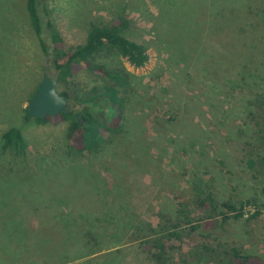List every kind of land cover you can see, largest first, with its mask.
<instances>
[{
    "label": "rangeland",
    "instance_id": "374dc122",
    "mask_svg": "<svg viewBox=\"0 0 264 264\" xmlns=\"http://www.w3.org/2000/svg\"><path fill=\"white\" fill-rule=\"evenodd\" d=\"M26 1L0 0V240L6 244L12 237L7 247L15 263L52 264L50 252L66 249L64 245L74 251L61 254L64 262L87 254L76 248L81 227L107 222L103 212L112 215L109 228L114 231L104 236L117 241L113 236L136 222L132 213L138 216L135 220L159 225L175 220L182 203L189 205L199 228L189 235L190 228L183 226L185 236L175 243L180 262L219 264L215 261L220 258H205L202 245L208 243L219 247V256H225L223 247H237L264 258V162L258 158L264 145L263 133L254 125L261 120L264 77L259 81L260 73L251 71L253 82L243 81L239 74L244 69L229 74L222 68L212 79L204 45L210 31L193 35L209 25L213 10L236 6L235 14L244 15L243 0H203L199 17L189 15L191 0H50L51 20L67 47L82 44L92 22L109 23L124 8L133 26L130 36L150 47V61L139 69L115 50L102 53L101 65L125 68L132 77L122 91L126 105L120 133L84 157L68 153L67 124L60 119L40 125L25 118L45 71L57 77L53 57L44 55L31 28ZM260 16L264 24L263 11ZM242 22L239 17L236 24ZM69 80L58 84V91L72 97L101 84L79 68ZM10 127L26 138L23 158L15 160L3 151L2 134ZM250 159L257 166L251 167ZM200 192L202 197L213 193L219 205L240 209L245 204L243 217L235 219L236 213L221 208L214 213L216 225L206 230L204 223L214 221L205 219L207 210L197 208L194 198ZM221 212L229 218L226 222ZM66 213L73 214V227L81 230L70 238L60 231ZM255 213L259 215L251 218ZM112 257L71 264H131L129 257L119 256L115 263Z\"/></svg>",
    "mask_w": 264,
    "mask_h": 264
},
{
    "label": "trees",
    "instance_id": "16d2710c",
    "mask_svg": "<svg viewBox=\"0 0 264 264\" xmlns=\"http://www.w3.org/2000/svg\"><path fill=\"white\" fill-rule=\"evenodd\" d=\"M49 1L27 0L26 10L31 28L42 52L46 56L53 57L56 79L59 84L69 83V79L74 76L77 68H79V71L84 70L88 74L97 77L100 79L101 84L93 86L82 97H72L68 92L61 93L69 101V104L67 109L58 117L31 118L29 110L26 108L25 118L28 121L33 119L40 125L47 124L54 119H60L61 122L67 124L68 153L84 157L97 151L103 143H109L120 133L126 105L122 91L129 87L130 78L132 77L125 68L123 70H115L101 65L99 59L102 53L105 49L115 50L131 66L139 69L149 63L150 47L145 41H138L130 36L133 26L128 18L129 15L126 12V8L122 9L116 18L109 23L92 22L85 41L75 47H67L62 34L51 20ZM228 2L233 4L235 0ZM204 5L205 2L203 0L194 2L191 0L192 12L189 11V15L191 17H199L201 13L198 9ZM240 7L244 12V15L240 16L235 14L236 6L224 10L223 8L226 7H221L216 13L213 10L209 13V15L212 14L211 18H209V21L207 20L209 28L207 29L208 26L205 29L199 27L197 32L193 34L194 38H199V34H207L210 31L211 35L204 39V45L208 46V65L212 69V72L208 73V75L212 79L220 76L222 68L226 69L229 74L238 69H244L245 72L239 74L242 76L243 81L253 82V73L248 74L251 71L260 73L259 81L264 77L262 72V67L264 66V29H260L262 26L264 27V24L263 20L259 18L261 17L260 13L264 12V9H262L264 8V0H243ZM182 13L185 12L183 11ZM187 14L186 12L184 16ZM239 17L243 20L240 25L236 24ZM197 24L200 25V21ZM191 38L193 39V36ZM198 42L200 41L198 40ZM216 74L218 75L215 76ZM39 87L40 85L35 89L33 97ZM260 96L262 106H258V108L261 110V120L254 123V125L263 133L261 136L263 142L261 144L264 145V96ZM77 104L80 105L78 110L75 109ZM2 141L3 151L14 156L15 160L26 156L28 145L20 129L10 127L2 134ZM258 158L264 162V155ZM248 163L251 167L257 166L255 159H250ZM117 186L122 188L120 185ZM196 196L197 198H194V201L197 208L207 210L208 215L205 219L214 221L204 223L206 230L216 225L214 219L217 215L214 213H217L221 208H226L229 211L228 213H236L234 215L235 219L243 217L245 204L241 205L240 209L226 203L219 205L211 192L204 197H202V192ZM179 210L180 213L175 220L168 218L159 225H153L141 218L135 220L138 216L132 213L131 220L136 222L124 225L125 227L129 225V227L113 236L117 241H114L115 239H106L104 236L105 234L110 236L114 231L109 228L111 224L109 218L112 215L108 212H103V216L108 219L107 222H103L99 226L92 224L93 226L91 225L90 228L89 224H87L86 230L83 226L81 227L82 239L78 246L76 245V248L78 247V250L81 251L87 250V254L64 262L61 259V254L65 251L68 255L74 252L68 248V245H64L67 247L66 249L50 252V257L54 255L51 262L52 264H71L85 258H100L101 256L107 258L113 256L112 259L115 263L116 258L120 256L124 257V259L129 257L131 264H138L136 261L133 262V260L142 262L146 260L150 264H189L186 259L183 262L177 259L178 249L175 243L182 241L185 236L183 226L190 228L188 234L191 235L198 230L199 225H194L195 219L188 204H180ZM219 214L222 216L223 222L229 219L224 212ZM72 215V213H66L61 220L64 224H62L63 227L60 231H66L68 238L72 234H80L81 231L73 227V224L75 225L76 223V218H73ZM258 215L259 213H255L251 218H255ZM80 218L90 220L91 216L86 218L85 214H81ZM128 220L130 218L126 219V221ZM62 237L66 242L67 237ZM11 240L12 237L6 244L3 240H0V264H16L15 255L10 250L11 248L7 247L12 244ZM3 244L5 245L4 248ZM210 244L202 245L205 258H220L219 261H215L219 264H264L263 257L245 254L237 247L229 249L223 247L225 256H219V247L214 249ZM83 263L86 262L84 261Z\"/></svg>",
    "mask_w": 264,
    "mask_h": 264
},
{
    "label": "water",
    "instance_id": "95a60500",
    "mask_svg": "<svg viewBox=\"0 0 264 264\" xmlns=\"http://www.w3.org/2000/svg\"><path fill=\"white\" fill-rule=\"evenodd\" d=\"M58 84L56 78L44 73L40 87L27 107L31 118L56 117L67 109L69 101L59 93Z\"/></svg>",
    "mask_w": 264,
    "mask_h": 264
}]
</instances>
